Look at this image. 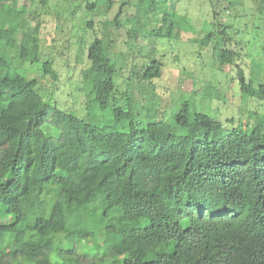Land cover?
<instances>
[{
  "label": "trees",
  "instance_id": "trees-1",
  "mask_svg": "<svg viewBox=\"0 0 264 264\" xmlns=\"http://www.w3.org/2000/svg\"><path fill=\"white\" fill-rule=\"evenodd\" d=\"M38 1L43 9L51 2ZM64 1L73 17L76 9L99 14L86 24L96 33L98 21L101 36L85 39L80 57L97 77L85 92L96 111L89 119L110 120L93 123L63 111L51 93L38 91L37 79L10 71L13 62L16 70L40 65L58 80L54 60L40 58V13L0 0V264H86L85 257L88 264H264V112H242L228 128L218 110L203 108L219 100L210 78L230 56L231 83L243 99L264 103V64L252 62L247 77L236 63L233 26L218 20L220 0H209L212 28L194 40L211 51L210 66H201L211 76L201 81L203 91L181 94L169 123L155 84L163 64L152 54L158 41L184 30L170 9L180 0H123L112 24L105 18L114 0ZM233 1L234 11L241 4ZM132 6L123 67L110 30L122 27ZM17 31L20 40L10 39Z\"/></svg>",
  "mask_w": 264,
  "mask_h": 264
},
{
  "label": "rangeland",
  "instance_id": "rangeland-1",
  "mask_svg": "<svg viewBox=\"0 0 264 264\" xmlns=\"http://www.w3.org/2000/svg\"><path fill=\"white\" fill-rule=\"evenodd\" d=\"M114 1L116 5L111 14L105 18L107 23L110 24H112L118 6L123 0ZM235 1L236 4H241V6H237L234 11L230 7L229 0L219 1L217 7L218 20L232 24L233 30L231 29L232 32H228L231 36L229 49L237 55L234 56L236 60L238 59L236 63L245 70L244 72L248 77L251 66H253L252 62L260 61L264 64V0H261V2L259 0H234L233 3ZM131 2L136 1L131 0ZM68 5L64 0H51L49 6L45 9L41 7L38 0H18L17 4V7L24 8L25 11L34 10L36 13H40V58L43 61L50 58L54 60L58 80L53 81L50 77L45 76L40 65H34L33 67L28 65L29 67L21 69L17 67L16 70L18 64L13 62V64H10V71L12 73L17 72L28 79H37L39 83L38 91L45 96L51 93V96H53L51 102L53 104L56 102L61 110L72 112L78 117H83V119L93 123L101 121L107 123L110 119H100L99 121L89 119L96 114V111L90 110L88 107L85 92L97 86V77L86 70L84 63L82 64L83 59L80 57V53H83L86 49L85 39L90 42L94 35L101 36L103 30L98 25V21L95 23L96 33L90 32L86 24L87 18L89 20L99 14H84L85 10L76 9V15L73 17L69 13L71 9ZM170 9L178 12L184 23V30L177 39L158 41L154 45L155 53L152 54L163 64L162 76L155 81V84L159 96V113L168 123L181 99V94L203 91L206 85L202 82H205L207 77L211 76V73L206 74L205 69H201L202 64H206L207 68L210 66L211 51L209 49L201 50L194 40L202 37L203 33L212 28L211 21L213 20L209 0H180L179 3H171ZM133 13L132 6L121 18L122 27L116 31L111 26L112 29L110 30V37L114 40L113 46L115 47L117 60L123 67L128 66L127 55L131 52L125 28L129 27L126 23H128ZM27 24L34 27L37 24V19L30 16L27 19ZM160 25L161 22L155 24L157 27ZM21 36V31H17L11 32L9 37L10 39L20 40ZM137 44L136 54L140 56V54H143L142 47L144 44L142 42ZM211 48L213 47L211 46ZM8 52L10 56L13 54V50ZM231 59L230 56L221 69H215L213 77L210 78L218 91L219 100L213 99V103L206 101L203 105L205 113L210 115H214V111L218 110L219 120L228 128H231L229 122L232 120L234 121L232 127L238 125L239 115L242 112L259 110L264 112L262 110L264 109V103L243 99L238 88H236V84L231 83L233 70L236 67ZM254 73L255 76L258 75L256 71ZM124 74L128 75L129 70L126 69ZM136 99L141 100L138 90H136ZM249 115L250 113H246L242 116L244 123L249 121ZM251 120L254 121V119ZM89 221L93 222V218ZM91 240V237H87L86 241L92 243ZM80 248L81 246H79ZM83 260L88 264V261L92 258L85 257ZM96 260L98 261V259ZM106 260H110V258H106ZM114 264H121V262H115Z\"/></svg>",
  "mask_w": 264,
  "mask_h": 264
}]
</instances>
